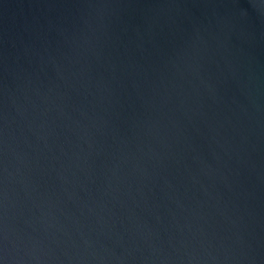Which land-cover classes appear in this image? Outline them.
Returning a JSON list of instances; mask_svg holds the SVG:
<instances>
[{
	"label": "water",
	"instance_id": "1",
	"mask_svg": "<svg viewBox=\"0 0 264 264\" xmlns=\"http://www.w3.org/2000/svg\"><path fill=\"white\" fill-rule=\"evenodd\" d=\"M0 264H264V0H0Z\"/></svg>",
	"mask_w": 264,
	"mask_h": 264
}]
</instances>
